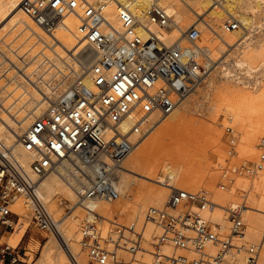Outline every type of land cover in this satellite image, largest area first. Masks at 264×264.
Returning <instances> with one entry per match:
<instances>
[{
    "label": "bare ground",
    "instance_id": "1",
    "mask_svg": "<svg viewBox=\"0 0 264 264\" xmlns=\"http://www.w3.org/2000/svg\"><path fill=\"white\" fill-rule=\"evenodd\" d=\"M24 1L0 0V150H10L26 167L35 157L20 137L95 58L81 31L87 5L105 2L104 33L123 32L120 14L128 9L141 22L142 38L144 24L168 46L187 45L185 32L196 27L197 44L212 60L208 74L172 113L151 115L153 122L160 121L126 158L117 197L81 203L73 180L77 171L68 163L42 180L39 194L76 259L87 264L82 227L95 224L103 236L122 227L128 243L134 232H142V249L134 255L118 249V264H152L161 229L147 218L148 211L165 210L172 191L182 189L206 193L214 205L204 215L223 233L231 228L228 210L242 206L245 241L262 243L258 264H264V0H82L54 37L24 10ZM151 4L166 10L170 27L149 21ZM231 20L239 23L236 29L227 27ZM131 125L126 121L124 131ZM11 210L19 218L12 220L14 229L6 240L1 238V246L14 252L32 225H38L33 207L23 198ZM167 210L177 214L182 207ZM161 250L170 256L174 248L164 243ZM207 250L216 251L211 245ZM20 262L72 264L55 234L36 230ZM0 264H5L1 258Z\"/></svg>",
    "mask_w": 264,
    "mask_h": 264
},
{
    "label": "built area",
    "instance_id": "2",
    "mask_svg": "<svg viewBox=\"0 0 264 264\" xmlns=\"http://www.w3.org/2000/svg\"><path fill=\"white\" fill-rule=\"evenodd\" d=\"M81 1L25 0L22 7L54 37L55 29L64 24L65 17L75 12ZM104 7L105 2L87 5L81 26L95 52L93 62L20 137L25 150L35 157L31 165L24 166L10 150H0V227L13 229V217L19 216L11 206L23 198L33 207L38 227L61 240L72 264L81 263L70 251L39 194L42 180L68 163L77 171L73 180L81 203L88 198L117 197L126 158L136 142L143 140L160 121L153 122L151 115L155 111L161 117L172 113L212 67L206 49L197 44L196 27L185 32L187 45L176 42L168 46L144 24L146 37L142 38L139 18L126 9L120 14L124 31L104 33ZM147 16L163 28L172 24L171 17L158 4L149 5ZM238 25L236 20L227 22L229 29ZM126 121L132 125L124 131ZM213 205L204 191L180 189L172 191L168 208L149 210L147 218L156 221L161 229L152 264H258L262 243L245 241L243 207L228 210L231 228L223 233L204 215ZM178 207L182 210L177 214L167 210ZM82 231L87 264H118V249L132 255L142 249V232H134L135 238L128 243L119 226L107 236L95 224L84 225ZM164 243L174 248L170 256L161 250ZM209 245L216 249L214 253L207 250ZM1 247L2 262L22 263L18 252ZM179 251L195 256L190 258Z\"/></svg>",
    "mask_w": 264,
    "mask_h": 264
},
{
    "label": "rangeland",
    "instance_id": "3",
    "mask_svg": "<svg viewBox=\"0 0 264 264\" xmlns=\"http://www.w3.org/2000/svg\"><path fill=\"white\" fill-rule=\"evenodd\" d=\"M213 8H214V6L212 7V9H213ZM210 10H211V9H210ZM3 81H4V79H3ZM170 193H171V192H170ZM60 199L63 200V202H65L64 199H63L62 197H60ZM62 207H63V210H64L63 212L65 213L66 208H67V204L62 205ZM232 208H233V207H232ZM227 215H228V214H227ZM13 219L15 220V219H17V218L14 216ZM13 229H14V228H13ZM13 229H10V228H9V229H6L5 227H0V247H1V245H4V243L1 242V238H3V239L6 240V239L8 238V236H9V234L12 233ZM32 230H33V231L36 230V231H38V232L45 231V232L49 233L48 231L43 230V229L39 228L38 226H36L35 224H33L32 227L29 229L28 233L26 234V236H25V238H24V240H23L21 246L19 247V249H17L16 251H14L15 253L18 252L19 259H20L21 256L24 255V252H25L24 250L26 249L27 244H28V242H29V240H30V237H31V235L33 234V231H32ZM36 237H37L38 239H40L42 243L45 241V239H43L39 234H37ZM1 248H2V247H1ZM81 249H82V248H81ZM36 255H37V256H40V253H36ZM17 264H18V263H17Z\"/></svg>",
    "mask_w": 264,
    "mask_h": 264
}]
</instances>
